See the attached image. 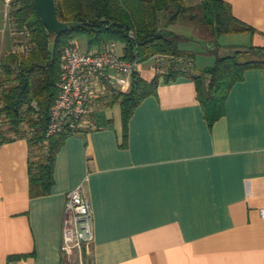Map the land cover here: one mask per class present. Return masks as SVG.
Listing matches in <instances>:
<instances>
[{
    "label": "crops",
    "instance_id": "0c3cea01",
    "mask_svg": "<svg viewBox=\"0 0 264 264\" xmlns=\"http://www.w3.org/2000/svg\"><path fill=\"white\" fill-rule=\"evenodd\" d=\"M203 1L183 0L195 21L169 22L171 8L157 14V23L181 36L180 44L204 43L202 57L213 64L164 56L138 62L140 77L159 76V83L127 124L121 105L110 102L129 92L132 78L110 71L115 88L94 102L95 128L64 140L49 193H30L38 155L28 132L0 145V264H68L61 252L63 206L80 184L94 220L91 264H264V68L243 72L217 119L194 79L164 80L176 69L211 67L238 47H264V0H223L252 31L229 34L240 38L216 55L219 36L204 25Z\"/></svg>",
    "mask_w": 264,
    "mask_h": 264
},
{
    "label": "trees",
    "instance_id": "16d2710c",
    "mask_svg": "<svg viewBox=\"0 0 264 264\" xmlns=\"http://www.w3.org/2000/svg\"><path fill=\"white\" fill-rule=\"evenodd\" d=\"M58 21L68 25L62 34H50L35 9L34 0H14L10 25L25 32L27 48L21 53H6L0 61V122L10 125L9 131L19 132L26 126L30 146L38 161L30 166V193L43 196L49 193L53 180L56 155L64 140L71 134L59 132L46 138L49 111L58 94L62 50L71 41L85 39L87 49L102 48L109 42L122 46L121 57L130 62H143L156 56L191 62L196 54L178 47L182 37L160 29L157 14L173 8L169 22L188 17L189 9L183 0H54ZM204 25L215 36L251 32L252 29L235 20L231 6L223 0H204ZM264 68V47H238L230 55L217 57L213 66L203 70H174L165 82L179 76L191 77L197 84L199 97L207 112L217 119L222 103L232 84L249 68ZM127 93L113 95L110 104L119 103L127 124L136 107L155 92L159 76L151 81L131 75ZM20 135V133H17ZM24 135V134H23ZM0 130V145L10 141ZM84 264H91L84 257Z\"/></svg>",
    "mask_w": 264,
    "mask_h": 264
},
{
    "label": "built area",
    "instance_id": "2783aa9c",
    "mask_svg": "<svg viewBox=\"0 0 264 264\" xmlns=\"http://www.w3.org/2000/svg\"><path fill=\"white\" fill-rule=\"evenodd\" d=\"M3 1L8 8L4 18L10 25L14 0ZM11 30L14 36L16 31L12 27ZM19 34L24 38L26 33ZM24 39L17 42L12 53L26 50ZM117 47V42H109L99 49L81 51L76 42L71 41L63 48L58 94L50 107L46 138L63 131L73 136L95 128L92 113L94 102L115 88L110 71L130 76L138 65L137 61L122 59ZM90 205L89 196L83 184H80L68 192L63 206L61 252L68 259L74 256L80 264H84V257L94 240V220ZM260 214L264 217V209L260 210Z\"/></svg>",
    "mask_w": 264,
    "mask_h": 264
},
{
    "label": "rangeland",
    "instance_id": "374dc122",
    "mask_svg": "<svg viewBox=\"0 0 264 264\" xmlns=\"http://www.w3.org/2000/svg\"><path fill=\"white\" fill-rule=\"evenodd\" d=\"M6 9H8V8L5 5L4 1L0 0V55L3 51H8L6 53L11 52L14 49L17 42L19 40H21V36H20L21 34H19V33L17 34V32H16V34L13 36L11 27H10V25H8L7 21L4 18V12ZM218 38H219V40H216V41H218L217 43H218V45H221L222 49L220 48V46L217 45V47L214 48L215 51L213 52L215 55L218 52L226 53L227 48H224L222 46L226 45L228 43H235L234 41H237L240 38V36L234 37L233 35H220ZM224 43H226V44H224ZM76 44L78 45V47H80L83 50L87 49V44H86L85 39H79L78 43L76 42ZM178 47L180 49H191L192 51L199 52V54H196V57L198 58L196 61L197 67L203 68L204 65H210L211 63L213 64V62H211V63L208 62V60H210L209 59L210 57L209 58L207 57L208 60H206V58L203 59L204 57H206L203 55V53L206 52V50H207L206 46L204 43L202 44L201 42H199L196 39H192V38L187 39V42L182 43V44L179 43ZM120 48H121V45H119V47H118L119 52H120ZM6 53H4V55ZM202 55L204 57H202ZM199 56L202 58H200ZM148 62H151V61L149 60ZM9 128H10V125L8 123H6L4 121H2V123L0 122V130L5 132L7 137H10V138L13 136H18L19 134H17V133H20V134L26 133L28 130L26 128V126H22L21 128H19V132L16 133V131H9ZM65 260H67L68 264H80L79 261L76 260L74 256H72L69 259L66 258Z\"/></svg>",
    "mask_w": 264,
    "mask_h": 264
},
{
    "label": "water",
    "instance_id": "95a60500",
    "mask_svg": "<svg viewBox=\"0 0 264 264\" xmlns=\"http://www.w3.org/2000/svg\"><path fill=\"white\" fill-rule=\"evenodd\" d=\"M34 3L41 22L50 34L66 32L68 25L58 21L54 0H34Z\"/></svg>",
    "mask_w": 264,
    "mask_h": 264
}]
</instances>
